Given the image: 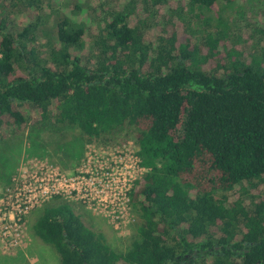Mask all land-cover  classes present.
Wrapping results in <instances>:
<instances>
[{
  "label": "trees",
  "instance_id": "16d2710c",
  "mask_svg": "<svg viewBox=\"0 0 264 264\" xmlns=\"http://www.w3.org/2000/svg\"><path fill=\"white\" fill-rule=\"evenodd\" d=\"M144 1L159 8L163 0ZM234 1L189 3L212 10ZM83 2L60 0L51 18L52 0H0V183L18 167L9 138L30 126L33 156L47 150L45 127L78 128L75 160L87 138L114 142L130 130L148 169L130 193L138 221L128 248L116 251L55 197L35 234L61 264H264V55L232 50L226 62L216 54L220 38L200 47L174 27L152 32V13L137 16L139 0L105 9L87 50V23L63 11H88ZM20 8L21 27L13 17Z\"/></svg>",
  "mask_w": 264,
  "mask_h": 264
},
{
  "label": "rangeland",
  "instance_id": "374dc122",
  "mask_svg": "<svg viewBox=\"0 0 264 264\" xmlns=\"http://www.w3.org/2000/svg\"><path fill=\"white\" fill-rule=\"evenodd\" d=\"M128 1L130 0H87V2L83 3L89 4L90 9L88 11L74 15L69 6L64 7L63 11L70 17L87 23L89 30L86 36V49L90 50L92 36L103 25V21L99 20V17L102 16L101 13H104L107 8L110 10L114 7L120 9ZM52 2L58 4L60 0H52ZM147 3L144 0H139L137 16H141L142 12L147 13L145 11L146 8L148 12L152 13L151 16L147 17L150 23V31L152 32H155L153 29L161 32L160 26L166 29L174 27L182 31L186 36H191L193 43L200 47H207L205 46L207 43L220 38L216 54L218 52L221 56L224 55L223 59H226V62L227 54L232 50L241 52L243 57H247L248 60L251 59L252 55H257L258 57L264 55V0H236L230 4L220 2L212 10L194 6L189 3V0H163L159 4V8L153 4L151 5L150 2ZM59 6L60 3L56 8L46 4V13L51 18L55 17V15L60 13L57 10ZM23 12L22 8H20V11L13 16L15 21L18 20V26L20 27L26 23L25 19H23L26 13ZM53 23V21L48 22L43 28L51 30L50 26ZM36 45L40 49L47 45V39L43 34L38 37ZM216 61H220L219 55ZM32 127L36 126H30L23 135L21 134L17 138H9L18 152V167L10 183L5 185L0 183V198L3 197L7 188L11 186L14 176L20 170L28 169L31 171L36 164L42 166V163H45L38 161H47L48 164L57 167L55 169H58L61 173L73 176L79 174L80 170L90 169L98 156L106 159L111 156L116 157L113 154L125 155L129 153L127 162L134 165L132 161L137 157L139 150L134 134L127 130L114 142H105L99 139L89 141L87 138L84 143L83 156L75 160L74 156L76 157L79 153V143H75L71 138L81 136L82 133L78 128L71 125L52 124L49 127H45L42 131L43 144L44 146L46 145L47 150L42 148L33 156L29 154L30 141L27 139ZM59 145L61 151L57 150ZM4 161L3 156H0V172L2 167H4ZM12 161L13 157L10 156V164ZM132 169L134 168L132 167ZM132 174L141 176L137 170L132 171ZM55 197H60L71 203L75 211L83 216L85 222L105 235L107 242L113 249L125 251L128 248L131 235H133L138 221V215L131 201L129 209L124 212L125 217L119 223H116L105 213L89 209L80 200H73L65 196ZM54 198L46 203H49ZM46 203L27 214L25 226H22L19 230L17 241L12 243L10 238H5L0 232V264H61L59 252L52 245L45 243L39 238L33 229V224L41 208ZM2 219L0 217V230L4 226V223L1 222Z\"/></svg>",
  "mask_w": 264,
  "mask_h": 264
},
{
  "label": "built area",
  "instance_id": "2783aa9c",
  "mask_svg": "<svg viewBox=\"0 0 264 264\" xmlns=\"http://www.w3.org/2000/svg\"><path fill=\"white\" fill-rule=\"evenodd\" d=\"M113 155L116 157H96L90 169L73 176L61 173L47 161H38L45 163L36 164L31 171L20 170L0 198V217L4 223L0 232L12 243L17 241L27 214L55 196L80 200L89 209L105 213L119 223L129 209L135 181L148 169L141 165L138 154L133 157L134 165L127 162L129 153ZM135 170L141 176H134Z\"/></svg>",
  "mask_w": 264,
  "mask_h": 264
}]
</instances>
